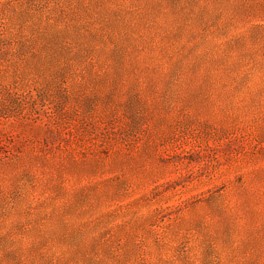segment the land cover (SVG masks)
I'll return each mask as SVG.
<instances>
[{"label": "rangeland", "instance_id": "1", "mask_svg": "<svg viewBox=\"0 0 264 264\" xmlns=\"http://www.w3.org/2000/svg\"><path fill=\"white\" fill-rule=\"evenodd\" d=\"M0 264H264V0H0Z\"/></svg>", "mask_w": 264, "mask_h": 264}]
</instances>
